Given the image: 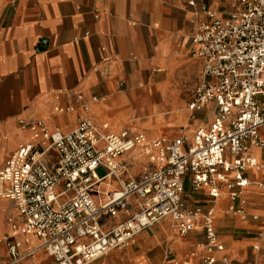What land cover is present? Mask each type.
<instances>
[{
  "label": "built area",
  "instance_id": "2783aa9c",
  "mask_svg": "<svg viewBox=\"0 0 264 264\" xmlns=\"http://www.w3.org/2000/svg\"><path fill=\"white\" fill-rule=\"evenodd\" d=\"M188 4L202 16L191 54L203 63L188 109L194 118L214 104L218 114L191 131L183 126L177 136L150 138L129 127L116 133L108 123L98 125L77 94L81 112L70 132L51 130L41 119L21 120L32 136L0 166V198L14 201L18 212L9 217L0 264H23L42 249L51 264H91L130 246L164 218L181 235L202 229L199 264L217 262L215 252L225 245L215 229V203L224 188L232 200H242L248 170L261 167L252 150L264 149V0H232L227 14L195 0ZM187 183L192 192L208 190L206 207L188 201ZM227 213L248 215L236 206ZM258 238L264 241V223ZM254 248L260 250V242ZM172 254L166 250L165 264H193Z\"/></svg>",
  "mask_w": 264,
  "mask_h": 264
},
{
  "label": "crops",
  "instance_id": "0c3cea01",
  "mask_svg": "<svg viewBox=\"0 0 264 264\" xmlns=\"http://www.w3.org/2000/svg\"><path fill=\"white\" fill-rule=\"evenodd\" d=\"M195 1L223 14L232 10V0ZM188 2L0 0V166L32 136L30 129L21 128V120L41 119L49 129L65 133L76 128L81 112L77 94L90 104L91 119L98 125L108 123L116 133L129 127L159 138L169 121L180 127L179 135L184 125L191 131L212 120L218 114L214 104L195 112L194 118L188 109L203 72L202 60L191 54L195 26L202 16L195 15L197 7ZM170 86L178 103L161 104L153 113L142 111L140 101L162 98ZM57 106L76 108L59 112ZM142 116L147 120L138 122ZM252 154L261 167L248 170L251 182L242 200H232L224 188L215 203V229L225 245L224 251L215 252V264H264V241L258 238L264 223V188L259 185L264 182V149L254 148ZM138 169L133 166L135 173ZM186 191L190 203L207 206L208 190L192 192L187 183ZM0 199L13 204L7 221L18 215L14 201ZM230 206L243 207L247 217L227 213ZM255 214L259 219H253ZM171 223L170 218L160 220L130 246L91 264H165L167 249L174 258L199 264L197 244L204 240L203 230L181 235ZM259 242L261 248L256 250ZM40 251L52 263V257ZM193 251L197 253L192 255Z\"/></svg>",
  "mask_w": 264,
  "mask_h": 264
},
{
  "label": "rangeland",
  "instance_id": "374dc122",
  "mask_svg": "<svg viewBox=\"0 0 264 264\" xmlns=\"http://www.w3.org/2000/svg\"><path fill=\"white\" fill-rule=\"evenodd\" d=\"M168 102L171 103H178V98H177V94L173 92V87L170 86V90L168 91V95H162V98L160 97H155V98H148L145 101L142 100L139 102V106L141 107L143 112H147V113H153L155 111V108H157V106H160L161 104H167ZM145 120H147L146 116H142L138 119V122H144ZM165 127L162 129L164 132L162 133L163 137H174L178 134L179 132V126L176 127L173 124H171V122L169 121V123H165ZM143 127V125H141ZM186 126V125H184ZM187 127V126H186ZM147 128V130L149 131V127H145ZM98 174L100 176L105 174V170L103 168L98 169ZM185 193L187 194V191L185 190ZM13 208V204H11L10 202H4L1 201L0 199V255L1 254H5L6 252V247L5 246V242H4V236L5 234H7L9 232V225H8V221H7V215L10 212V210H12ZM122 249V248H121ZM114 250H120L119 248L114 249ZM32 262V264H50V259L48 258V256L40 251L35 257L31 258L27 264H30Z\"/></svg>",
  "mask_w": 264,
  "mask_h": 264
}]
</instances>
